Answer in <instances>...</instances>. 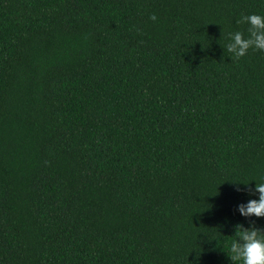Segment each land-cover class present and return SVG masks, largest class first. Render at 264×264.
Here are the masks:
<instances>
[{"label": "trees", "instance_id": "1", "mask_svg": "<svg viewBox=\"0 0 264 264\" xmlns=\"http://www.w3.org/2000/svg\"><path fill=\"white\" fill-rule=\"evenodd\" d=\"M250 14L0 0V264H233L235 226L264 230L238 210L264 182V51L226 48Z\"/></svg>", "mask_w": 264, "mask_h": 264}, {"label": "clouds", "instance_id": "2", "mask_svg": "<svg viewBox=\"0 0 264 264\" xmlns=\"http://www.w3.org/2000/svg\"><path fill=\"white\" fill-rule=\"evenodd\" d=\"M149 18L153 21L157 19L155 14ZM237 23L249 25V36L245 38L239 31L228 34L229 42L226 48L231 58L239 60L248 53L250 48L264 51V16L243 15ZM247 190L250 194L258 193L259 198L250 199L246 204L241 203L238 209L240 214L245 217H264V182H257L254 189L248 188ZM234 235L237 239L231 243L228 250L233 264H264V230L254 225L245 228L242 224H237Z\"/></svg>", "mask_w": 264, "mask_h": 264}]
</instances>
